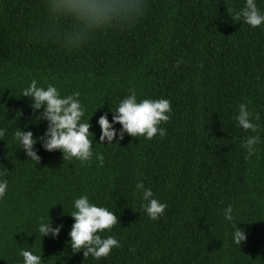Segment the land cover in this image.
<instances>
[{
    "label": "trees",
    "instance_id": "obj_1",
    "mask_svg": "<svg viewBox=\"0 0 264 264\" xmlns=\"http://www.w3.org/2000/svg\"><path fill=\"white\" fill-rule=\"evenodd\" d=\"M145 11L130 21L123 13L79 47L64 36L74 28L51 16L46 0H0V264H22L21 249L42 254L44 264H264V144L259 159H245L236 126L238 105L248 103L264 128V25L234 21L224 0H125ZM244 0H231L238 11ZM264 10V0H257ZM80 92L93 148L103 156L81 163L60 150L34 148L40 163L26 160L11 133L20 127L40 137L37 119L22 89L32 79ZM134 88L138 99L170 100L166 135L151 140L125 134L100 144L98 118L112 113ZM97 108V109H96ZM96 109V110H95ZM95 110V111H94ZM117 129L121 126L117 123ZM264 139V131L261 132ZM143 181L167 208L150 219L133 197ZM87 195L117 214L111 233L120 247L106 258L73 252L68 233L73 200ZM246 235L240 247L222 209ZM58 236L41 238L36 225L49 218Z\"/></svg>",
    "mask_w": 264,
    "mask_h": 264
},
{
    "label": "clouds",
    "instance_id": "obj_2",
    "mask_svg": "<svg viewBox=\"0 0 264 264\" xmlns=\"http://www.w3.org/2000/svg\"><path fill=\"white\" fill-rule=\"evenodd\" d=\"M224 2L228 5L227 11L234 21L243 22L252 28L264 25V10L257 6V0H244L238 11H233L231 0ZM46 7L51 16L66 18L73 23V30L63 38L67 47L85 44L92 33L112 25L123 13L132 12L128 17L130 22L145 11L144 4L132 9L125 0H46ZM128 92L129 94L118 102L115 110H109L112 113L111 122L108 113L98 118V143L105 144L107 141L106 145L113 144L114 139L122 140L125 134L131 137L143 136L146 140H151L157 134L160 137L166 135V129L160 125L170 119V100L138 99L134 88H129ZM22 96L30 99L32 109L37 111V119L45 121L47 125L43 135L36 138L31 130H22L20 127L11 133L14 145L24 151L26 160L37 165L40 163V156L34 148L39 142L46 151L60 150L65 159L75 158L84 163L91 161L95 154V158L103 163V156L94 151V133L89 130L92 127L90 118L94 112L85 118V107L79 91L62 95L54 84L42 85L34 78L22 89ZM233 119L237 127L248 133L240 141V147L246 154L245 159H259L261 145L264 144L261 136L264 128L261 127L259 113H254L248 103H241ZM117 123L121 126L119 129L115 127ZM6 134L7 129L0 127V138ZM7 190V179L0 177V198L6 195ZM132 195L142 202L141 208L150 219L156 220L164 215L167 204L155 198L151 188L145 187L143 181L135 184ZM72 207L74 210L66 214L74 220L68 233V244L74 253L83 249L84 258L91 256L94 260H99L108 257L113 249L120 247V241L115 234L103 237L101 235L105 230L112 232L119 222L117 214L102 204L93 203L87 195L75 198ZM222 215L233 228L234 244L240 247L241 242L246 240V235L244 230L238 227L239 223L234 222L233 206L229 204L224 207ZM61 227L62 225L53 227L50 217L41 218L36 225V231L41 238L49 234L56 237ZM19 254L22 264H44L42 254L34 249H21Z\"/></svg>",
    "mask_w": 264,
    "mask_h": 264
}]
</instances>
